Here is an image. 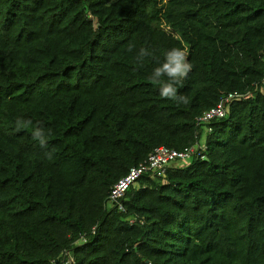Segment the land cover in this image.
<instances>
[{
	"label": "trees",
	"instance_id": "obj_1",
	"mask_svg": "<svg viewBox=\"0 0 264 264\" xmlns=\"http://www.w3.org/2000/svg\"><path fill=\"white\" fill-rule=\"evenodd\" d=\"M140 47H186L187 103ZM263 60L264 0H0V264H264ZM199 141L109 204L155 148Z\"/></svg>",
	"mask_w": 264,
	"mask_h": 264
},
{
	"label": "built area",
	"instance_id": "obj_2",
	"mask_svg": "<svg viewBox=\"0 0 264 264\" xmlns=\"http://www.w3.org/2000/svg\"><path fill=\"white\" fill-rule=\"evenodd\" d=\"M260 84L264 88V72ZM242 97H244L243 94H240L237 91L229 92L226 95H223L216 105L204 111L200 116L196 117V123L202 124L214 118H222L226 116L230 104L234 100H238ZM199 148H205L204 142L199 141L193 147H186L181 151L169 149L165 146H159L155 148L146 160L136 166H132L124 177L120 178L116 183H114L109 194V204L118 207V209L121 211H124V207L122 204L124 194L130 186L136 184L138 178L141 175L149 171L155 172L157 175H164L166 172V165L169 161L176 158L188 157L192 152L197 151ZM196 154H198V151L196 152ZM200 157L204 159L203 155H201ZM132 221L133 220H131V222Z\"/></svg>",
	"mask_w": 264,
	"mask_h": 264
},
{
	"label": "clouds",
	"instance_id": "obj_3",
	"mask_svg": "<svg viewBox=\"0 0 264 264\" xmlns=\"http://www.w3.org/2000/svg\"><path fill=\"white\" fill-rule=\"evenodd\" d=\"M129 51H131V46ZM145 57H153L155 60L147 78L156 86L158 95L162 98L187 103V98L178 93V88L183 85L192 69V64L187 59L186 47L167 48L159 57L154 56L148 48L140 47L136 53V62L142 65ZM31 136L41 147L47 146V136L39 124L32 128Z\"/></svg>",
	"mask_w": 264,
	"mask_h": 264
},
{
	"label": "rangeland",
	"instance_id": "obj_4",
	"mask_svg": "<svg viewBox=\"0 0 264 264\" xmlns=\"http://www.w3.org/2000/svg\"><path fill=\"white\" fill-rule=\"evenodd\" d=\"M135 186H137V184H135Z\"/></svg>",
	"mask_w": 264,
	"mask_h": 264
}]
</instances>
